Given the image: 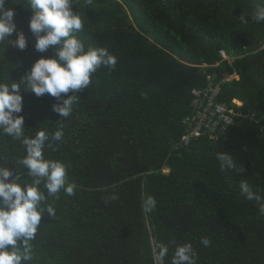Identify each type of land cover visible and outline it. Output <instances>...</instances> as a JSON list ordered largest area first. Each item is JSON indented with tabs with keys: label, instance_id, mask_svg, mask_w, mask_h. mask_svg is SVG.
<instances>
[{
	"label": "trees",
	"instance_id": "obj_1",
	"mask_svg": "<svg viewBox=\"0 0 264 264\" xmlns=\"http://www.w3.org/2000/svg\"><path fill=\"white\" fill-rule=\"evenodd\" d=\"M6 8L15 12L11 39L22 33L26 47L0 43V82L18 84L25 135H49L45 158L67 164L75 186L71 196L63 189L49 196L41 183L42 206L51 204L55 215H42L26 264H171L184 243L196 264H264V20L256 19L264 0H74L83 19L75 35L106 48L116 64L100 66L87 88L60 98L28 87L33 64L54 50L35 48L27 0H6ZM233 73L238 78L224 80ZM208 75L222 81L220 101L240 100L247 116L216 141L179 145L191 91L206 87ZM69 96L72 113L61 117L53 106ZM57 130L60 141L52 139ZM25 154L21 140L0 132V166L31 184L19 163ZM219 154L235 167L222 169ZM241 181L260 199L249 200ZM145 194L157 201L149 213L141 207ZM161 244L169 249L163 261L156 258Z\"/></svg>",
	"mask_w": 264,
	"mask_h": 264
},
{
	"label": "clouds",
	"instance_id": "obj_2",
	"mask_svg": "<svg viewBox=\"0 0 264 264\" xmlns=\"http://www.w3.org/2000/svg\"><path fill=\"white\" fill-rule=\"evenodd\" d=\"M91 2L85 0V3ZM27 3L32 12L29 29L36 37L35 48L41 53L49 48L54 50L53 57L39 58L28 73V87L36 96L50 94L60 98L61 94H67L70 90L78 92L89 86L91 75L100 66H115L116 57L106 48L86 46L75 35L83 29V19L74 10V0H27ZM14 17V10L6 8V0H0V43L7 41L23 50L26 38L22 33L17 32L16 38L11 39L16 32ZM256 19L264 20V10H258ZM75 99L69 96L61 104L54 105L53 110L67 118L72 113ZM22 110L23 96L18 84L0 82V132L21 140L26 154L19 163L33 178L31 184H22L17 182L18 178L8 167L0 166V264H26L33 259L31 241L36 238L42 215L45 211L49 216L55 215L51 204L42 206L46 197L40 190L41 183L49 196H56L62 189L71 196L75 187L67 182V164L45 158V143L49 135L44 130H39L34 137L25 135L24 117L18 115ZM62 137L61 130L52 134V139L56 141ZM218 159L222 161V169L224 165L235 167L226 154H219ZM239 171L243 172L244 169ZM240 187L249 200L260 199L246 181H241ZM156 205L155 197L142 196L143 212H152ZM202 243L208 246L210 241L203 239ZM168 250L166 244H161L156 258L163 261ZM195 257L192 244L184 243L176 247L171 264H196Z\"/></svg>",
	"mask_w": 264,
	"mask_h": 264
},
{
	"label": "built area",
	"instance_id": "obj_3",
	"mask_svg": "<svg viewBox=\"0 0 264 264\" xmlns=\"http://www.w3.org/2000/svg\"><path fill=\"white\" fill-rule=\"evenodd\" d=\"M222 60L232 63L233 56L228 55L225 50H220ZM238 78L233 73L224 80ZM208 85L204 88H193L191 113L183 119L184 133L181 135L179 145L198 137H207L216 141L220 139L228 127L232 125L236 117H243L238 108L242 102L233 99L231 104L220 101L221 82H215L211 76H207Z\"/></svg>",
	"mask_w": 264,
	"mask_h": 264
},
{
	"label": "rangeland",
	"instance_id": "obj_4",
	"mask_svg": "<svg viewBox=\"0 0 264 264\" xmlns=\"http://www.w3.org/2000/svg\"><path fill=\"white\" fill-rule=\"evenodd\" d=\"M164 171H167V170H164Z\"/></svg>",
	"mask_w": 264,
	"mask_h": 264
}]
</instances>
